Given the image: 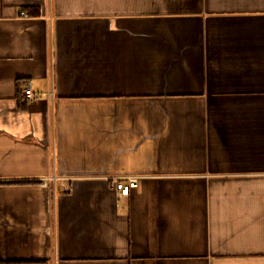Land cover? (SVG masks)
<instances>
[{"label":"crops","instance_id":"0c3cea01","mask_svg":"<svg viewBox=\"0 0 264 264\" xmlns=\"http://www.w3.org/2000/svg\"><path fill=\"white\" fill-rule=\"evenodd\" d=\"M40 260L264 264V0H0V262Z\"/></svg>","mask_w":264,"mask_h":264},{"label":"built area","instance_id":"2783aa9c","mask_svg":"<svg viewBox=\"0 0 264 264\" xmlns=\"http://www.w3.org/2000/svg\"><path fill=\"white\" fill-rule=\"evenodd\" d=\"M21 14L27 16L26 12ZM25 96L30 100L35 99V93L31 87L25 89ZM52 179L57 181V178L54 177L45 179L43 183L46 185ZM138 180V176H119L115 179L116 190L123 196H130L134 188L138 186Z\"/></svg>","mask_w":264,"mask_h":264},{"label":"trees","instance_id":"16d2710c","mask_svg":"<svg viewBox=\"0 0 264 264\" xmlns=\"http://www.w3.org/2000/svg\"><path fill=\"white\" fill-rule=\"evenodd\" d=\"M44 261H10V262H0V264H36L43 263Z\"/></svg>","mask_w":264,"mask_h":264}]
</instances>
